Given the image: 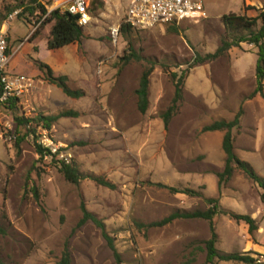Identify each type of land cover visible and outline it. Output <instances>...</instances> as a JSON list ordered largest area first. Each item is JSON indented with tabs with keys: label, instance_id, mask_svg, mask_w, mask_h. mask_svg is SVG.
Segmentation results:
<instances>
[{
	"label": "rangeland",
	"instance_id": "obj_1",
	"mask_svg": "<svg viewBox=\"0 0 264 264\" xmlns=\"http://www.w3.org/2000/svg\"><path fill=\"white\" fill-rule=\"evenodd\" d=\"M259 1L262 3V0L251 3L203 0L206 18L199 22L185 20L147 29L133 28L126 36L120 33L118 42L113 44L108 26L121 22L129 0H91V22L83 26L84 37L79 43L54 50L46 46L51 23L41 28L36 38L28 40L36 21L28 11L8 21L7 52L12 55L7 71L29 76L34 82L20 97L18 110L0 107V228L3 230L0 259L3 264H55L65 242L71 264H117L102 230L92 220L77 227L83 216L82 205L103 221L122 264H204V241L210 237L207 220L179 218L161 227L136 228L135 221L149 223L174 211L205 210L208 206L202 197L194 196L191 200L193 196L173 193L156 183L193 188L208 196L214 192L217 180L214 198L219 201L221 192L226 193L228 199L234 200L225 206L239 214H253L264 227L261 189L242 169L234 166L232 174L218 184L216 173L223 170L224 164L217 168L210 163L208 154L214 138L201 132V127L216 120V116L209 113L203 100L183 89L178 112L167 128L160 117L174 95L170 72H186L185 78H203V69L211 79L213 90L227 94L226 103L237 112L236 101L239 100L240 107L256 86L255 79L235 77L232 56L240 55L238 46L212 61L190 69L188 65L196 53L213 52L220 44L225 35L223 14L253 16L261 6ZM40 2L46 8L52 4V0ZM13 3V0H0V21L7 13V6ZM241 45L252 46L245 42ZM38 48L35 53L33 49ZM30 56L47 64L53 76H66L68 86L81 89L83 95L67 96L47 80L45 72L39 70ZM151 66L149 104L142 114L137 109L135 89L143 70ZM258 102L254 101L252 107L247 105V110L260 109ZM63 112L67 113L58 117L48 134L65 151L69 162L86 175L76 184L65 179L59 159L38 154L40 126L35 133L27 131L31 124L21 126L20 134L14 131V114L32 118L37 114ZM250 112L242 119V133L241 125L234 131V143L241 147L242 141L256 147L251 139L259 140L260 153L246 154L245 161L264 178V155H261L264 127L254 130L256 124ZM239 147L236 150L240 153ZM94 178L105 180L113 187ZM242 225L248 227L225 214H217L216 248L240 251L244 240L250 239L244 231L245 238L241 236ZM254 236L255 233L251 237ZM261 243L264 245V238ZM234 263L241 264L222 261V264Z\"/></svg>",
	"mask_w": 264,
	"mask_h": 264
},
{
	"label": "trees",
	"instance_id": "obj_2",
	"mask_svg": "<svg viewBox=\"0 0 264 264\" xmlns=\"http://www.w3.org/2000/svg\"><path fill=\"white\" fill-rule=\"evenodd\" d=\"M13 1L14 3L12 5H10L9 7L7 6V13L14 8H21V12L18 14V16L23 14L24 11H28L31 17L34 18V20H38L43 14L46 13V7L40 2V0ZM247 7L248 6H245V9H248ZM2 21L3 20L0 21V25ZM221 21L224 25L225 35L221 38L220 44L213 52H207L203 55L196 53L192 62L188 65V68L190 69L193 66L217 59L223 56L232 47H237L243 42L247 44H252L254 47L257 48V60L255 64L256 86L254 91L248 97L251 98L256 94H260L264 100V0H262L261 6L255 9V14L253 16H247L245 14L237 13H227L221 16ZM47 23H51L49 35L46 41V46L49 50L58 49L65 45L73 43H79L84 37L83 27L77 24L75 17L71 16L66 12H61L58 9H54L49 12L47 17L41 24L40 28L32 34V37L35 38L36 35L39 33L40 29L43 28ZM258 24L259 26H257ZM132 29L133 28L130 25L126 23H121L120 33L126 36V34H128ZM128 48L131 50L130 46ZM128 59L129 58L127 57V60ZM34 63L40 71L45 72L47 80L57 85L67 96L76 98L83 95V91L81 89H72L68 86L66 76H53L50 67L38 59H35ZM152 69L153 68L151 66L143 70L139 78L138 86L135 89V94L137 97V109L142 114L147 111L149 104L148 86L149 76L152 72ZM185 76L186 72H181V74H178L176 72H170V77L174 85V95L172 98V103L166 108L164 112L160 114L161 120L165 128L168 127L171 118L178 112V102L182 98ZM19 106V98L13 97L9 99L7 104L3 107L16 111L18 110ZM66 113L67 112H63L60 114L52 115L37 114L32 118H27L23 114H14V131L16 134H20L21 126H27V124H31L27 129L28 132L35 133L36 127L38 126L43 129L50 130L52 124L58 119V117ZM242 115L243 108L239 107V109L231 120L217 119L211 121L210 123L204 124L201 127V132L217 130L223 132L221 147L225 154V158L223 170L221 172L216 173V176L218 178V184L223 178L229 177L234 170V166H236L242 169L243 172L247 175V177H249L260 187L261 193L259 198L261 204L264 207V178L254 170V168L249 164V162L241 160L234 151V131H238V129L240 128V120ZM22 138L23 136H21L19 139L21 140ZM36 150L40 156H43L48 153L47 150L45 148H42L39 144L36 145ZM60 170L63 173L65 179L74 184L79 183L81 179L86 177V175L80 172L76 165L72 162L66 163L64 161H60ZM94 179L103 185L113 187L112 184L105 180H102L100 178ZM156 184L158 186L169 189L173 193H182L189 196L202 197L208 206L205 210L174 211L160 220L151 221L149 223H140L135 221L134 224L136 228L161 227L179 218L205 219L208 221L210 237L204 241V246L206 250V260L204 264H216V261H231L243 264H264V262L259 259V254H257L256 252L250 250L243 252H226L218 250L216 248L218 234L214 226L215 216L221 213L229 216L231 219L237 222L242 221L246 223L248 225V233L252 235L253 232L257 229V225L255 220L251 218L248 214H239L234 211L224 209L219 205V201L217 198L204 197L201 192L191 188L173 187L162 183ZM81 209L83 216L78 221L77 227L83 225L87 220H92L102 230V233L113 252V256L115 257L117 264H122L123 261L120 257V254L116 249V246L114 245L113 239L106 233L103 221L100 220L97 216H95V214L88 211L83 205ZM0 232H3L1 228ZM190 261H193V258ZM0 264H3L1 259ZM55 264H71V253L67 242H65L60 259Z\"/></svg>",
	"mask_w": 264,
	"mask_h": 264
},
{
	"label": "built area",
	"instance_id": "obj_3",
	"mask_svg": "<svg viewBox=\"0 0 264 264\" xmlns=\"http://www.w3.org/2000/svg\"><path fill=\"white\" fill-rule=\"evenodd\" d=\"M90 2L91 0H52V4L46 8V13L33 22L32 34L40 28L49 12L54 9L74 16L79 26L89 24L91 22ZM20 12L21 8L12 9L0 25V107L5 106L13 97L20 98L34 82L29 76L7 71L12 55L7 52V23ZM204 18H206V11L203 0H129L123 19L121 22L108 26L107 33L111 43L116 44L121 23H126L134 29H147L157 24L180 23L185 20L196 23ZM38 144L47 150V154L59 159L58 161L69 163L68 155L61 150V146L54 143L47 129L40 127Z\"/></svg>",
	"mask_w": 264,
	"mask_h": 264
},
{
	"label": "crops",
	"instance_id": "obj_4",
	"mask_svg": "<svg viewBox=\"0 0 264 264\" xmlns=\"http://www.w3.org/2000/svg\"><path fill=\"white\" fill-rule=\"evenodd\" d=\"M247 1V3H251V2H255L258 0H245ZM259 5H261V1H259ZM36 38V37H35ZM33 39L32 36L28 37V40ZM34 42V41H33ZM32 42V43H33ZM33 45V44H32ZM251 45V44H248ZM233 48V47H232ZM239 48V52L240 55H234L232 56V68L234 70L235 73V77L238 80L244 79V78H251V79H255V64H256V60H257V48L254 47L253 45L250 47H244V46H238ZM35 51V53L38 52V49H33ZM230 53V51H229ZM32 59H38L40 60L38 57H32L30 56ZM41 61V60H40ZM202 67V66H201ZM203 78H185L184 81V89L185 92L189 93L190 95L194 96V97H198L201 98L203 100V103H205L208 108H209V113L213 114L215 113V119H225V120H231L234 115H235V110L234 108H231V106H229L225 99L227 94H225L222 91H218V90H213V85L211 82V79L209 78V76L206 73V70L203 69ZM237 95V94H236ZM260 97V96H259ZM249 98V97H244L245 99L242 101L240 107L243 108V115L241 117L240 120V125H241V133L244 130L243 128V120L244 117L246 116V113L248 110H251V117H252V121L256 124L254 126V130L258 131L260 130V126L264 127V102H262L263 98ZM258 99V100H256ZM20 100V98H19ZM254 101H259V105H260V109H248L247 110V105H251L250 107H252V104L254 103ZM236 102H238L236 108L239 109V100H237ZM261 103V104H260ZM234 106V105H233ZM25 107V105L23 106V108ZM249 107V108H250ZM243 119V120H242ZM208 135H210L211 137L214 138V144L212 146V148L209 149V161L210 163L213 164L214 167L220 168L223 166L224 164V158H225V154L222 150L221 147V143H222V137H223V132L222 131H208L206 132ZM256 136V135H255ZM252 140V143H256V147H254L253 145H251L250 143H245L241 141V147H239V145H236V143H234V151L236 153V155L241 159V160H246L245 159V155L249 154V153H260V147H261V143L259 142V140L255 137ZM236 142V141H235ZM252 147H249V146ZM236 146H238L240 148V153L239 151L236 150ZM244 146V147H243ZM261 155H264L261 152ZM213 177H215L214 174H212ZM184 177V176H183ZM214 183V179L212 180ZM183 184L187 183L186 182V178L183 179L182 181ZM188 188V187H187ZM193 189V188H191ZM214 192H212V195H208V196H203L204 197H215V194H217V180H216V188H214ZM189 196V195H186ZM220 199H219V205L227 210H231L233 211L230 207L225 206L226 202L228 201H233L234 198L232 199H228V195L224 192H221L220 194ZM194 199V196L191 198V200ZM228 199V200H227ZM236 200V199H235ZM187 209V208H185ZM251 218H253L256 222L257 225V229L253 232L255 233V238L251 237L252 235H250L248 233V227L242 225L240 232H241V236L243 238H245L244 234L248 235L249 238H246V240H244V245L242 247V249L240 251H233V252H243V251H253L256 252L257 254H259V257H262L263 259L261 261L264 262V245H262V239L264 238V227L262 226V224L260 222L257 221V219L255 218V216L252 214L249 215ZM242 222V221H240ZM244 231V234H243ZM255 256V255H254ZM219 264H222V261H220ZM235 264V263H234ZM243 264V263H241Z\"/></svg>",
	"mask_w": 264,
	"mask_h": 264
}]
</instances>
